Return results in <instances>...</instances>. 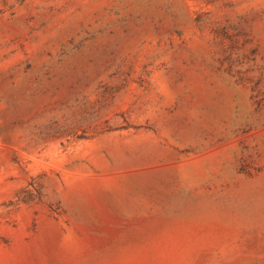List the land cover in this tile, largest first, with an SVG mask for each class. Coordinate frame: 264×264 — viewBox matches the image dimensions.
<instances>
[{"label":"rangeland","instance_id":"rangeland-1","mask_svg":"<svg viewBox=\"0 0 264 264\" xmlns=\"http://www.w3.org/2000/svg\"><path fill=\"white\" fill-rule=\"evenodd\" d=\"M0 264H264V0H0Z\"/></svg>","mask_w":264,"mask_h":264}]
</instances>
